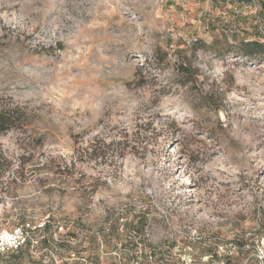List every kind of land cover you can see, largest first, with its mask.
Returning <instances> with one entry per match:
<instances>
[{"label":"rangeland","instance_id":"rangeland-1","mask_svg":"<svg viewBox=\"0 0 264 264\" xmlns=\"http://www.w3.org/2000/svg\"><path fill=\"white\" fill-rule=\"evenodd\" d=\"M241 39L264 42V0H0L22 112L0 232L46 238L0 264H264V54Z\"/></svg>","mask_w":264,"mask_h":264},{"label":"trees","instance_id":"trees-1","mask_svg":"<svg viewBox=\"0 0 264 264\" xmlns=\"http://www.w3.org/2000/svg\"><path fill=\"white\" fill-rule=\"evenodd\" d=\"M233 47H236L237 51L240 52V54H243L246 56H253V55L262 54V53L264 54V42H261L259 40L241 39V40H238L235 46ZM185 60H179L178 72L180 71L182 75L186 77V79H189L196 74V70L192 66L191 62L187 60L185 61ZM21 120H22V112L19 108L17 107L9 108L5 106H0V133H3L9 130L10 128L19 125ZM1 175L2 173H0V177ZM20 220L23 221L24 216H22ZM49 227H50V224L45 222L43 225V230H48ZM30 233H31V236H33V231ZM42 235H43V238L40 240V242L45 241L46 239L45 235L44 234ZM24 245H30V240H28L27 243ZM242 246L243 245H241L240 248H242ZM0 256H2L1 253H0Z\"/></svg>","mask_w":264,"mask_h":264},{"label":"built area","instance_id":"built-area-1","mask_svg":"<svg viewBox=\"0 0 264 264\" xmlns=\"http://www.w3.org/2000/svg\"><path fill=\"white\" fill-rule=\"evenodd\" d=\"M44 223L42 224V226ZM62 229V226L58 227ZM36 226L30 222H25L21 226L12 230H3L0 232V253L6 251H15L22 247L30 240L31 245L37 243L43 238V235L31 236V233ZM40 237V239L38 238Z\"/></svg>","mask_w":264,"mask_h":264}]
</instances>
